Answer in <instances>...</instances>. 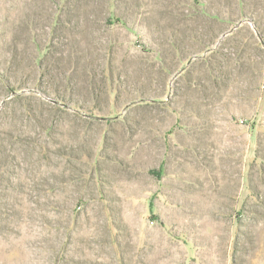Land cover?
<instances>
[{"label": "rangeland", "instance_id": "rangeland-1", "mask_svg": "<svg viewBox=\"0 0 264 264\" xmlns=\"http://www.w3.org/2000/svg\"><path fill=\"white\" fill-rule=\"evenodd\" d=\"M0 264H264V0H0Z\"/></svg>", "mask_w": 264, "mask_h": 264}]
</instances>
